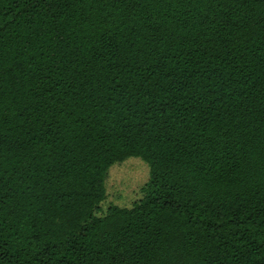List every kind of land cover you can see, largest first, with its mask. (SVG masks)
Masks as SVG:
<instances>
[{
    "label": "trees",
    "instance_id": "trees-1",
    "mask_svg": "<svg viewBox=\"0 0 264 264\" xmlns=\"http://www.w3.org/2000/svg\"><path fill=\"white\" fill-rule=\"evenodd\" d=\"M0 264H264V0H0Z\"/></svg>",
    "mask_w": 264,
    "mask_h": 264
},
{
    "label": "rangeland",
    "instance_id": "rangeland-1",
    "mask_svg": "<svg viewBox=\"0 0 264 264\" xmlns=\"http://www.w3.org/2000/svg\"><path fill=\"white\" fill-rule=\"evenodd\" d=\"M150 178V166L141 157H129L111 166L106 177V198L97 215H103L112 205L131 207L143 197V186Z\"/></svg>",
    "mask_w": 264,
    "mask_h": 264
}]
</instances>
